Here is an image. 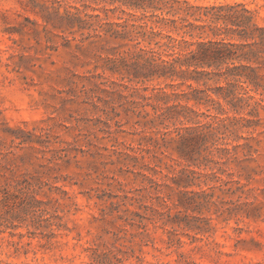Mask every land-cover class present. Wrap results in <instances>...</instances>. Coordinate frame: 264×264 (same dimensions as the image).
I'll list each match as a JSON object with an SVG mask.
<instances>
[{
  "label": "clouds",
  "instance_id": "clouds-1",
  "mask_svg": "<svg viewBox=\"0 0 264 264\" xmlns=\"http://www.w3.org/2000/svg\"><path fill=\"white\" fill-rule=\"evenodd\" d=\"M0 264H264V0H0Z\"/></svg>",
  "mask_w": 264,
  "mask_h": 264
}]
</instances>
